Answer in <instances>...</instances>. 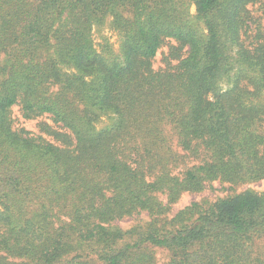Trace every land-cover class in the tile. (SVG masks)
I'll return each instance as SVG.
<instances>
[{
	"label": "trees",
	"instance_id": "16d2710c",
	"mask_svg": "<svg viewBox=\"0 0 264 264\" xmlns=\"http://www.w3.org/2000/svg\"><path fill=\"white\" fill-rule=\"evenodd\" d=\"M263 180L264 0H0V264H264Z\"/></svg>",
	"mask_w": 264,
	"mask_h": 264
},
{
	"label": "rangeland",
	"instance_id": "374dc122",
	"mask_svg": "<svg viewBox=\"0 0 264 264\" xmlns=\"http://www.w3.org/2000/svg\"><path fill=\"white\" fill-rule=\"evenodd\" d=\"M191 14L192 16H196V7L195 5L191 6ZM111 19L108 18L101 26H95L92 31V38L94 41L95 47L102 51V48L109 44L115 53H119L121 37L119 34L113 30L111 27ZM202 26V25H201ZM167 47L164 48L163 51H167ZM163 53V52H162ZM160 60H162V55L160 54L159 60L157 62V67H159ZM12 119L15 130H25L30 132L33 136L43 137L47 141L54 142L58 144L52 137L48 136L45 132H43L42 128L44 124L53 125L52 121L48 117H40L37 119L28 120L24 118L21 108L19 106H15L12 112ZM109 121L106 118H103L102 121L98 124V128H103L108 125ZM216 188H220L219 185H216ZM251 189L258 193L264 192V180L246 185L243 187V190ZM226 192L219 191H207L201 194H185L182 196L181 200L174 205L172 212L170 213V217H173L177 212L186 206L190 205L193 202H201L203 200L214 201L220 196H224ZM164 199V198H163ZM150 221V217L147 213H142L141 215H137L131 218H125L123 220H119L115 222V226L120 227L123 230H129L136 226L146 225ZM158 264H165L168 261V255L163 251H158Z\"/></svg>",
	"mask_w": 264,
	"mask_h": 264
}]
</instances>
